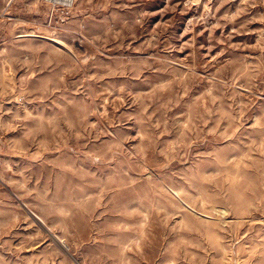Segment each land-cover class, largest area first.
Returning a JSON list of instances; mask_svg holds the SVG:
<instances>
[{
    "label": "rangeland",
    "instance_id": "374dc122",
    "mask_svg": "<svg viewBox=\"0 0 264 264\" xmlns=\"http://www.w3.org/2000/svg\"><path fill=\"white\" fill-rule=\"evenodd\" d=\"M0 264H264V0H0Z\"/></svg>",
    "mask_w": 264,
    "mask_h": 264
},
{
    "label": "bare ground",
    "instance_id": "6f19581e",
    "mask_svg": "<svg viewBox=\"0 0 264 264\" xmlns=\"http://www.w3.org/2000/svg\"><path fill=\"white\" fill-rule=\"evenodd\" d=\"M66 1H70V0H66ZM65 2V1H64ZM67 3V2H66ZM70 3V2H69Z\"/></svg>",
    "mask_w": 264,
    "mask_h": 264
}]
</instances>
